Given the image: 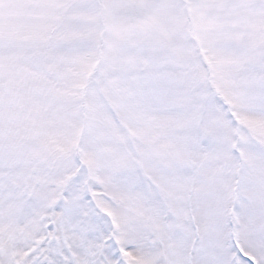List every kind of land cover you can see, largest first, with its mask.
<instances>
[{
  "label": "snow or ice",
  "instance_id": "1",
  "mask_svg": "<svg viewBox=\"0 0 264 264\" xmlns=\"http://www.w3.org/2000/svg\"><path fill=\"white\" fill-rule=\"evenodd\" d=\"M0 264H264V0H0Z\"/></svg>",
  "mask_w": 264,
  "mask_h": 264
}]
</instances>
